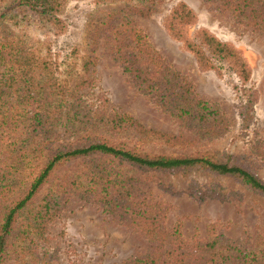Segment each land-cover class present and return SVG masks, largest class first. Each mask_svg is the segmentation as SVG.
Masks as SVG:
<instances>
[{"label":"trees","instance_id":"1","mask_svg":"<svg viewBox=\"0 0 264 264\" xmlns=\"http://www.w3.org/2000/svg\"><path fill=\"white\" fill-rule=\"evenodd\" d=\"M117 1L118 6L109 8L119 14L118 21L110 24V48L131 82L156 99L160 108L182 118L200 134L226 128L227 121L218 106L195 98L181 74L165 65L162 78L156 79L137 62L141 51L152 61L158 55L136 29L131 15H149L156 0ZM215 1L243 24L264 30V0ZM65 2L0 0V136L15 153L11 163L0 166V264H4L9 251L14 252V264H46L33 245L45 237L47 223L61 209L64 195L71 189L93 195L104 210L143 228L140 231L148 238L149 249L133 258L131 264H264V234L246 243L221 237L212 229L207 238L188 241L179 225L164 229L162 213L151 204L138 202L135 171L228 176L263 195L264 181L227 153L141 152L135 148L137 143H170L179 136L146 127L125 112L99 105L93 108L82 102L79 89L84 86L83 79L59 75L50 48L42 52L46 42L28 37L31 25L61 32L65 24L60 14ZM196 22L195 12L183 1L162 19L170 37L194 55L202 70L225 69L245 83L251 70L241 51L207 28L190 34L188 29ZM2 28L12 31L3 34ZM9 97L13 101L8 102ZM122 137L134 138V146L115 141ZM69 138L77 140L72 143ZM77 158L85 159V166L64 174L59 184L39 197L55 170ZM123 163L129 167H123ZM24 179L26 185L21 189ZM220 186L208 185L203 190L190 187L189 192H198L201 198L223 199ZM19 217L24 225L15 229Z\"/></svg>","mask_w":264,"mask_h":264},{"label":"rangeland","instance_id":"2","mask_svg":"<svg viewBox=\"0 0 264 264\" xmlns=\"http://www.w3.org/2000/svg\"><path fill=\"white\" fill-rule=\"evenodd\" d=\"M179 1L185 2L197 16V22L188 29L190 34L198 28H207L241 51L251 70L245 83L225 69L202 70L194 55L170 37L162 19ZM118 5L117 0H66L60 14L65 24L61 32L31 25L28 37L46 42L42 52L50 48L59 75L83 79L79 94L85 104L125 112L146 127L179 136L170 143H137L135 148L139 151L167 155L227 153L264 181V30L243 24L215 0H156L149 15L132 13L136 29L146 36L145 40L158 55L152 61L142 51L138 53L141 68L153 74V78L161 79L164 66H169L190 83L195 98L215 104L224 115L226 128L200 134L138 89L114 58L109 30L119 14L109 8ZM7 30L12 31L1 29L3 34ZM10 101L13 97H9ZM129 139L122 137L115 141L134 146L135 139ZM14 157L15 153L0 136V166L11 163ZM84 161L77 158L60 165L41 188L39 197L50 186L59 184L64 174L82 169ZM122 166L129 167L127 163ZM135 175L138 202L151 204L162 213L160 223L164 229L179 225L188 241L203 240L212 229L221 237L246 243L264 234V195L237 179L196 171H135ZM208 185H221L224 198H201L198 192H189L190 187L203 190ZM23 223L19 217L15 229H22ZM45 229V237L33 246L46 264H131L133 258L145 255L149 249L148 238L140 231L143 228L104 210L93 195L74 189L65 193L63 206ZM14 257V252L9 251L4 264H14Z\"/></svg>","mask_w":264,"mask_h":264}]
</instances>
